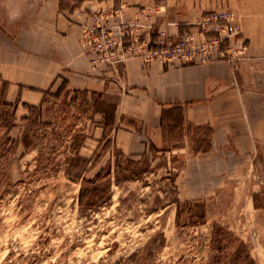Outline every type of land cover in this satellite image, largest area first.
<instances>
[{"label": "crops", "instance_id": "crops-1", "mask_svg": "<svg viewBox=\"0 0 264 264\" xmlns=\"http://www.w3.org/2000/svg\"><path fill=\"white\" fill-rule=\"evenodd\" d=\"M13 9L20 16L9 22ZM221 10L234 13L238 39L248 45L247 58L236 70L219 61L144 63L140 58L94 68L80 41L92 15L110 13L115 14L112 25L147 26L140 33L151 41L160 33L174 41L192 33L199 42V23ZM63 83L69 101L75 92L86 94L85 106L92 108L95 94L116 109L112 127L90 111L80 156L116 149L129 158L146 154L155 163L158 156L180 153L186 171L198 157L195 138L206 139L207 148L197 153L203 156L201 166L211 169L207 183L225 182L222 171L233 161L243 167L249 157L264 153V0H79L69 5L0 0V108L12 106L14 119L23 120L28 107L43 110L48 98L57 101Z\"/></svg>", "mask_w": 264, "mask_h": 264}, {"label": "rangeland", "instance_id": "rangeland-1", "mask_svg": "<svg viewBox=\"0 0 264 264\" xmlns=\"http://www.w3.org/2000/svg\"><path fill=\"white\" fill-rule=\"evenodd\" d=\"M69 95L65 88L57 101L48 98L28 121L18 115L10 129L0 120V264H231L232 254L212 243L214 223L248 243L252 257L264 264V153L243 167L233 161L222 171L228 179L211 186V169L201 166L197 152L186 171L180 153L152 163L148 155L129 158L116 149L84 151L80 157L88 164H73L72 144L78 147L91 127L93 109L85 106L84 94L74 93L72 101ZM24 135L29 152L4 141ZM193 147L204 150L207 140L195 138ZM100 171L95 185L82 182ZM191 178L198 182L190 185ZM82 188H97L95 197L85 193L94 206H79ZM190 200L193 214L203 205L206 215L193 226L184 207Z\"/></svg>", "mask_w": 264, "mask_h": 264}, {"label": "built area", "instance_id": "built-area-1", "mask_svg": "<svg viewBox=\"0 0 264 264\" xmlns=\"http://www.w3.org/2000/svg\"><path fill=\"white\" fill-rule=\"evenodd\" d=\"M114 16L94 14L91 23L83 26L80 41L94 68L102 65L116 68L130 58H140L144 63L160 60L203 65L219 61L236 70L248 55V45L238 39L240 27L229 10L214 11L203 18L199 23L203 39L199 42L192 33L184 34L176 41L160 33L151 41L140 33L147 26L112 25L110 20Z\"/></svg>", "mask_w": 264, "mask_h": 264}, {"label": "trees", "instance_id": "trees-1", "mask_svg": "<svg viewBox=\"0 0 264 264\" xmlns=\"http://www.w3.org/2000/svg\"><path fill=\"white\" fill-rule=\"evenodd\" d=\"M65 89V83L62 84L58 92L55 94V97H59L60 93ZM77 93V92H75ZM86 96V94H85ZM94 101L92 103V109L95 114H100L103 117V124L106 127H112L114 122H115V105L112 104H107L104 101H101L100 96L93 94ZM1 108L3 111L0 113V120L1 123L4 124V127L7 129H10L14 124V111L9 112L12 109V106L2 104ZM28 110L30 112L38 111L39 109L28 107ZM31 115L28 117H24V121H28L30 119ZM80 137V144L78 147L75 144H72V148L76 150L74 158L71 160L73 164L76 162L83 161L85 164H88V161L86 159L82 160V157L79 155V149L81 147V144L83 143L82 137ZM77 139V138H76ZM7 145L9 146H19L21 145L25 152H29L31 150V145L27 141L26 135L22 136L19 141H14L11 140L10 138L6 137L5 140ZM198 152V151H196ZM143 158H146V154L142 155ZM183 162V161H182ZM129 163H133V161H130ZM184 165V164H183ZM102 171L98 172L93 179H88V180H82L84 184L88 185H95L96 182L100 179ZM67 175L70 179L73 181H78L80 179L71 177V173L68 171ZM97 188H94L93 191H89L88 189L82 188L80 190L79 194V206L81 208H90L94 206V201L92 200H87L85 201V193H88L89 195L94 194V197L97 196ZM92 197V198H94ZM254 197V203H257L255 201L256 195ZM104 203L107 201V199H103ZM195 203V201L190 200V201H185L184 207L186 208V215L188 217V224L189 225H196L194 222V219H198L199 221H204L206 218L205 212H204V206H198L197 210L200 212L198 214H193V208L191 205ZM181 215V208H178L177 211V223L179 221ZM212 243L216 245L218 252H223V251H229L232 254L231 257V264H258L257 260L254 259L251 255V248L246 243L243 241L239 236H237L235 233L229 231L228 229L220 226L217 223L213 224L212 228Z\"/></svg>", "mask_w": 264, "mask_h": 264}, {"label": "clouds", "instance_id": "clouds-1", "mask_svg": "<svg viewBox=\"0 0 264 264\" xmlns=\"http://www.w3.org/2000/svg\"><path fill=\"white\" fill-rule=\"evenodd\" d=\"M20 16V12L18 9H13L9 11V22L16 21Z\"/></svg>", "mask_w": 264, "mask_h": 264}]
</instances>
